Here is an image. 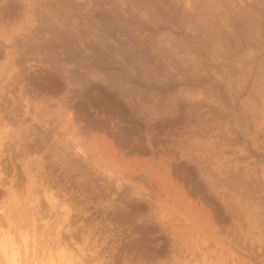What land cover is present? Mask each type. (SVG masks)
<instances>
[{
	"label": "rangeland",
	"instance_id": "rangeland-1",
	"mask_svg": "<svg viewBox=\"0 0 264 264\" xmlns=\"http://www.w3.org/2000/svg\"><path fill=\"white\" fill-rule=\"evenodd\" d=\"M122 1L0 0V239L21 264H264L260 0Z\"/></svg>",
	"mask_w": 264,
	"mask_h": 264
},
{
	"label": "bare ground",
	"instance_id": "bare-ground-1",
	"mask_svg": "<svg viewBox=\"0 0 264 264\" xmlns=\"http://www.w3.org/2000/svg\"><path fill=\"white\" fill-rule=\"evenodd\" d=\"M122 1V0H121ZM124 1H126V0H124ZM136 1V0H135ZM188 2L190 1V0H187ZM223 1V0H222ZM225 1V0H224ZM229 1H231V2H229ZM238 2L239 1H242L243 3H244V1L243 0H237ZM246 1V0H245ZM249 1V0H248ZM248 1H246V2H248ZM257 0H251V1H249L248 3H250V2H252V3H250V4H248V6H249V9L252 11V12H255L256 11V9L258 8V7H255V5L257 4V2H256ZM261 1V0H260ZM260 1L258 2V4H261V7H262V11H256V12H258V13H255V15L257 14V16L258 17H262L263 15H264V10H263V6H262V3L263 2H261L260 3ZM264 1V0H263ZM64 2V1H63ZM119 2H120V0H119ZM129 2V1H128ZM137 2V1H136ZM153 2V1H152ZM196 2V1H195ZM228 2L230 3V5L231 6H235L236 5V0H228ZM245 2V3H246ZM255 2H256V4H255ZM122 3V4H121ZM120 4L122 5V6H124V3H123V1L121 2ZM125 3H127V1L125 2ZM134 1H133V5H134ZM138 4H139V2H137ZM187 3V2H186ZM208 4H206V2H205V4H203V6L204 5H211V4H209V1L207 2ZM228 3V4H229ZM188 4V8H189V10H191L192 8H190V6H193V4L191 5L190 3H187ZM186 4V5H187ZM225 4V3H224ZM224 4L222 3V2H215V3H213V5L212 6H207V8H206V11H205V13H207L206 14V16L205 17H203V15H202V17L203 18H206L205 20H203V22L205 21V23L203 24V22L202 21H200V22H202V24L200 23V26L202 27L201 29H205V30H208L207 32H210L211 33V35L212 34H214V39L216 38L217 40H219L221 43H227L228 44V42H229V36L230 35H228L225 31H223V30H225V28H222L225 24H230V21L228 20L229 18H228V13H227V10H228V8L226 9V7L224 6ZM254 4V5H253ZM43 5V4H42ZM86 5V4H85ZM99 5V4H98ZM126 5V4H125ZM129 5H131V6H133L132 5V3L130 2L129 3ZM136 5V4H135ZM158 5V4H157ZM240 5V4H239ZM264 5V4H263ZM92 6H95V5H92ZM101 6V5H100ZM105 6V5H104ZM130 6V7H131ZM203 6H202V8H203ZM257 6V5H256ZM96 7H98L97 6V4H96ZM95 7V8H96ZM102 7V6H101ZM101 7L99 8L100 10H101ZM126 7H128V5L126 6ZM125 6H124V8H126ZM134 7V6H133ZM132 7V8H133ZM136 7V6H135ZM137 7L139 8V9H141L142 8V6H138L137 5ZM241 7V6H240ZM137 8V10H139ZM146 9H147V7H145ZM230 8V7H229ZM231 8H233V7H231ZM89 9H92L90 6H89ZM103 9V8H102ZM131 9V8H130ZM134 9V8H133ZM144 9V8H143ZM142 9V10H143ZM145 9V10H146ZM195 9V8H194ZM259 9V8H258ZM95 10H98V9H95ZM136 10V9H135ZM137 10H136V12H137ZM152 10V9H151ZM196 10V9H195ZM232 10V9H231ZM63 11V10H62ZM61 11V12H62ZM90 11V10H89ZM92 11H94V9L92 10ZM119 11H120V9H119ZM141 11V10H140ZM140 11H138V12H140ZM148 11V9L146 10V12L145 13H148L147 12ZM247 11V10H246ZM50 12V11H49ZM59 12V11H58ZM64 12V11H63ZM121 12H123V13H121ZM120 13H121V15L122 14H125L126 12H125V10L124 11H121ZM125 12V13H124ZM134 12V11H133ZM135 12V13H136ZM137 12V13H138ZM143 11H141V13H142ZM142 13L143 15H145V13ZM152 12V11H151ZM190 12V11H189ZM239 12V19H240V21L239 22H241L242 24H244L246 21V18L245 17H243V14L242 13H244V12H240V11H238ZM51 13V12H50ZM88 13V12H87ZM97 13H98V11H97ZM116 13V12H115ZM128 13V12H127ZM131 13H132V11H131ZM134 13V14H135ZM141 13H138V15L139 16H141L142 14ZM234 13H236V11L234 12ZM248 13V12H247ZM45 14H46V12H45ZM49 14V13H48ZM78 14H80V12L78 13ZM103 14V13H102ZM252 14V13H251ZM43 15V14H42ZM93 15V12H92V14L90 15V16H92ZM98 15V14H97ZM188 15H189V13H188ZM103 16V15H102ZM123 16V15H122ZM127 16H129V15H127ZM200 16V15H199ZM246 16V15H245ZM125 18H127L126 16H124ZM158 17V16H157ZM88 18H89V16H88ZM100 18V17H99ZM99 18H96V19H99ZM103 18V17H102ZM129 18V17H128ZM140 18V17H139ZM147 18H149V17H147ZM199 18V17H198ZM71 19V18H70ZM76 19V18H75ZM84 19V18H83ZM90 19V18H89ZM95 19V18H94ZM201 19V17L199 18V20ZM221 19V20H220ZM238 19V20H239ZM100 20V19H99ZM155 20V19H154ZM199 20H197V22H199ZM261 20V19H260ZM88 21V20H87ZM101 21H102V19H101ZM141 21V20H140ZM150 21V20H149ZM218 21H222V22H225V23H223L222 25L220 24V23H218ZM55 22V21H54ZM70 22V21H69ZM107 22V21H106ZM113 22V21H112ZM152 22V21H151ZM221 22V23H222ZM227 22V23H226ZM233 22V21H232ZM264 22V21H263ZM74 23V22H73ZM78 23V22H77ZM87 23V22H86ZM98 23H100L99 21H98ZM116 23V25H117V22H115ZM158 23V22H157ZM260 23V22H259ZM54 24V23H53ZM127 24V23H126ZM160 24V23H159ZM198 24V23H197ZM233 24V25H232ZM237 23H235V22H233V23H231V25L234 27V28H236L237 26H239V27H237V33H239L240 34V32L241 31H243V25H241V24H238L236 27H235V25H236ZM262 24V23H261ZM101 25H103L102 23H101ZM124 25V24H123ZM132 25V24H131ZM130 25V26H131ZM199 25V24H198ZM252 25V24H251ZM249 26V27H252V26ZM98 26V25H97ZM128 26V25H127ZM136 26V25H135ZM231 26V27H232ZM258 26V25H257ZM257 26H255L254 25V27H252L253 28V30L254 31H251L252 30V28H251V32H257L256 34L257 35H259V30H257L258 28H260V27H257ZM47 27V26H46ZM54 28H55V26H53ZM91 27V26H90ZM101 27V26H100ZM194 27V26H193ZM257 27V28H256ZM123 28V27H122ZM125 29H123L125 32L127 31L126 30V27H124ZM145 28V27H144ZM240 28V29H239ZM45 29V28H44ZM53 29V28H52ZM57 29V28H56ZM112 29V28H111ZM120 29H121V27H120ZM246 29V28H245ZM108 30V29H107ZM113 30V29H112ZM122 30V31H123ZM187 30V29H186ZM232 30H233V28H232ZM236 30V29H235ZM261 30V29H260ZM129 31V30H128ZM40 32V31H39ZM133 33V31L131 30L130 31V33ZM206 32V33H207ZM261 33V32H260ZM94 34V33H93ZM126 34H128V33H126ZM230 34V33H229ZM55 35V34H54ZM108 35V34H107ZM127 36V35H126ZM129 36H130V34H129ZM254 36V35H253ZM66 37V36H65ZM202 37V36H201ZM204 37V36H203ZM207 37H208V35H207ZM231 37V36H230ZM163 38V37H162ZM165 39V38H164ZM172 39V38H171ZM132 40H134V38L132 39ZM136 41H140V40H137V39H135ZM166 40H168V39H166ZM231 40V39H230ZM113 41V40H112ZM173 41V40H172ZM208 41V40H207ZM224 41V42H223ZM68 42V41H67ZM131 42V41H130ZM155 42V41H154ZM164 42H166V41H164ZM163 42V43H164ZM174 42V41H173ZM65 43V42H64ZM170 43V42H169ZM175 43V42H174ZM48 44V43H47ZM79 44V43H78ZM132 44H133V42H132ZM134 44H135V41H134ZM133 44V45H134ZM143 44V43H142ZM159 44V43H158ZM165 44V43H164ZM166 44H168V41L166 42ZM165 44V45H166ZM144 45V44H143ZM38 46V45H37ZM219 46V45H218ZM221 46V45H220ZM49 47V46H48ZM131 47V46H130ZM193 47V46H192ZM77 48V47H76ZM143 48V47H142ZM232 48V47H231ZM236 48V47H235ZM51 50V49H50ZM171 50H173L172 48H171ZM224 50V49H223ZM146 51V50H145ZM174 51H175V49H174ZM173 51V52H174ZM141 52V51H140ZM179 52V51H178ZM246 52H249V51H246ZM222 53H223V51H222ZM178 54V53H177ZM120 56V55H119ZM118 56V57H119ZM151 58V57H150ZM177 58H180V57H177ZM241 58V57H240ZM121 60V59H120ZM125 60V59H124ZM60 63V62H59ZM145 63V62H144ZM59 65V64H58ZM147 65V64H146ZM262 70V69H261ZM264 71V70H263ZM135 74V73H134ZM149 74V73H148ZM151 76V75H150ZM232 86V85H231ZM80 149V148H79ZM39 171V170H38ZM262 186V185H261ZM134 189V188H133ZM50 201V200H49ZM110 205V204H109ZM118 206V205H117ZM66 226V225H65ZM11 234H12V232H11ZM2 235V234H1ZM0 235V236H1ZM5 235H7V234H5ZM4 236V235H3ZM3 236H2V238H3ZM0 239V251L2 252V254L6 257V259L7 258H10L11 259V264L13 263V264H21L20 262H17V260H18V256L19 255H17V250H16V248L15 247H13V246H11L10 244L12 243L13 244V242H11V241H9L8 240V237H6V236H4V239ZM23 240V239H22ZM15 241H16V239H15ZM22 242V241H21ZM23 242H25L26 244H25V246H26V249H28L27 247H28V243H27V241L26 240H23ZM15 243V242H14ZM20 243V242H19ZM40 243V242H39ZM19 245V244H18ZM45 246V245H44ZM19 248H20V246H19ZM19 248H17V249H19ZM32 249V248H31ZM45 249V248H44ZM61 249V248H60ZM19 251V250H18ZM62 251V250H61ZM50 252V251H49ZM52 252V251H51ZM54 252V251H53ZM19 253V252H18ZM64 253V252H63ZM40 255V254H39ZM66 255V254H65ZM43 256V255H42ZM51 256H53L52 254H51ZM4 257V258H5ZM57 258V257H56ZM65 258V257H64ZM69 258V257H68ZM60 259H61V257H60ZM62 259H63V257H62ZM8 260V259H7ZM20 260V259H19ZM18 260V261H19ZM47 260H48V258H47ZM54 260V259H53ZM65 260V259H64ZM69 260H71V259H69ZM45 261V260H44ZM55 261V260H54ZM60 261H63V260H60ZM10 262V261H9ZM40 262V261H39ZM57 262H58V260H57ZM66 262H67V260H66ZM68 262H70V261H68ZM30 264V263H29ZM32 264V263H31ZM34 264V263H33ZM36 264V263H35ZM47 264H53V262H51L50 261V259H49V262H47ZM54 264H56V261L54 262ZM63 264V263H62ZM68 264V263H67ZM133 264V263H132Z\"/></svg>",
	"mask_w": 264,
	"mask_h": 264
}]
</instances>
